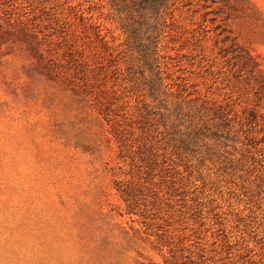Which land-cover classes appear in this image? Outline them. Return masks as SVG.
Instances as JSON below:
<instances>
[{
	"label": "rangeland",
	"instance_id": "374dc122",
	"mask_svg": "<svg viewBox=\"0 0 264 264\" xmlns=\"http://www.w3.org/2000/svg\"><path fill=\"white\" fill-rule=\"evenodd\" d=\"M174 4L0 0V264H264V0Z\"/></svg>",
	"mask_w": 264,
	"mask_h": 264
},
{
	"label": "trees",
	"instance_id": "16d2710c",
	"mask_svg": "<svg viewBox=\"0 0 264 264\" xmlns=\"http://www.w3.org/2000/svg\"><path fill=\"white\" fill-rule=\"evenodd\" d=\"M129 40L145 36L151 44L158 42L171 15L174 0H106ZM162 28V29H161Z\"/></svg>",
	"mask_w": 264,
	"mask_h": 264
}]
</instances>
